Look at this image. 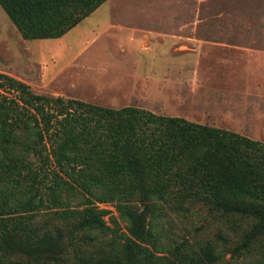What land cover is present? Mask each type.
Here are the masks:
<instances>
[{
	"label": "trees",
	"instance_id": "1",
	"mask_svg": "<svg viewBox=\"0 0 264 264\" xmlns=\"http://www.w3.org/2000/svg\"><path fill=\"white\" fill-rule=\"evenodd\" d=\"M106 1L0 7L32 41L61 38ZM196 205L254 220L234 251L264 238V144L134 107L36 94L0 73V264H60L57 223L70 237L103 243L74 264H215V245L187 252L160 227L170 210Z\"/></svg>",
	"mask_w": 264,
	"mask_h": 264
},
{
	"label": "rangeland",
	"instance_id": "2",
	"mask_svg": "<svg viewBox=\"0 0 264 264\" xmlns=\"http://www.w3.org/2000/svg\"><path fill=\"white\" fill-rule=\"evenodd\" d=\"M262 66L264 0H107L61 38L32 41L21 38L0 7V73L34 93L115 110L134 107L264 144L261 119L255 137L243 117L252 116L253 105L264 117V96L255 90L263 79L252 74ZM98 206L116 215L111 204ZM253 223L196 205L170 210L160 227L169 239L186 242L187 252L215 245L221 257L215 264H264V238L234 251ZM57 225L60 264L105 250Z\"/></svg>",
	"mask_w": 264,
	"mask_h": 264
},
{
	"label": "crops",
	"instance_id": "3",
	"mask_svg": "<svg viewBox=\"0 0 264 264\" xmlns=\"http://www.w3.org/2000/svg\"><path fill=\"white\" fill-rule=\"evenodd\" d=\"M254 73H258V76L260 75L261 77H262V79H263V82H261L258 86H256L254 89L256 90V92L258 93V94H260V96L261 95H263L264 96V67L262 66V68L261 69H256V70H254L253 71V73L252 74H254ZM249 74H251V73H249ZM244 110V109H243ZM237 113H239V112H237ZM243 115H245L244 113H242ZM234 115V114H233ZM232 114H230L229 116L230 117H232L233 116ZM171 117H173V116H171ZM245 119H247V121H248V123L250 122L251 124V127L252 128H255V129H252L251 130V132L253 133V135L256 137V136H258L259 134H258V129L260 130V127L258 126L259 124H257V121L258 120H260V123L262 122V123H264V117H263V115L262 114H260L259 112H258V107L257 106H255V105H253L252 106V116L250 117H245V116H243ZM250 120V121H249ZM188 121V120H187ZM199 125H204V124H199ZM206 126H209V125H206ZM211 127V126H210ZM235 133V132H234ZM260 133L262 134V132L260 131ZM238 134V133H237ZM241 134V136L242 135H246L245 133H242V132H239V135ZM246 136H248L249 137V135H246ZM252 140V139H251ZM254 141H258L259 142V140H257L256 138H254Z\"/></svg>",
	"mask_w": 264,
	"mask_h": 264
}]
</instances>
